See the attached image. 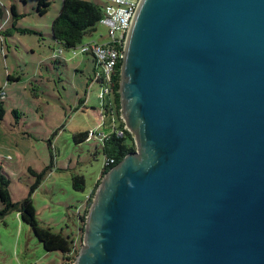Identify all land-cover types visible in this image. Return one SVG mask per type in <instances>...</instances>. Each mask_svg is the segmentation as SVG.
Masks as SVG:
<instances>
[{"label": "water", "instance_id": "95a60500", "mask_svg": "<svg viewBox=\"0 0 264 264\" xmlns=\"http://www.w3.org/2000/svg\"><path fill=\"white\" fill-rule=\"evenodd\" d=\"M119 93L74 264H264V0H142Z\"/></svg>", "mask_w": 264, "mask_h": 264}, {"label": "rangeland", "instance_id": "374dc122", "mask_svg": "<svg viewBox=\"0 0 264 264\" xmlns=\"http://www.w3.org/2000/svg\"><path fill=\"white\" fill-rule=\"evenodd\" d=\"M39 1L0 0V91L5 109L0 121V173L9 180L14 202L31 195L40 224L73 239L74 257L83 245L86 221L80 217L88 215L87 200L102 181L105 164L99 141L76 143L74 135L108 134L113 116L102 125L93 58L64 48L58 57L62 46L54 41L51 27L62 0H44L50 3L45 15L36 11ZM2 4L8 9L15 6L20 17H12L1 29L6 20ZM106 37V26L98 23L83 42H102ZM75 176L84 178L83 191L74 188ZM63 257L47 252L18 212L0 219V264H65Z\"/></svg>", "mask_w": 264, "mask_h": 264}, {"label": "trees", "instance_id": "16d2710c", "mask_svg": "<svg viewBox=\"0 0 264 264\" xmlns=\"http://www.w3.org/2000/svg\"><path fill=\"white\" fill-rule=\"evenodd\" d=\"M49 7L50 3L40 0L37 4L36 11L39 15H45L48 12ZM102 12L103 9L101 5L94 0H62V8L54 19L51 27L54 41L62 46V50L64 48L71 51L72 48L83 42L85 35L96 30V26L100 23L102 18ZM11 14L16 20L20 17L15 6L11 7ZM121 66L122 60H120V63L111 75L110 94L108 96L110 101L104 105V110L107 111L108 114L105 115L103 126H106L107 117L111 116L110 113L112 111L117 118L120 114L121 103L119 90ZM8 79L15 80L16 78L8 76ZM3 97L4 94L0 91V121L3 120L5 115L4 104L2 102ZM80 104L83 105L84 101H81ZM13 113L16 117L18 116L17 111H14ZM88 133L89 132H81L74 135L76 143L87 141ZM100 143L102 153L105 156V161L110 159L114 161V163H111L109 166L104 164L101 179L128 153L133 152L136 149L133 134L129 131H125L124 135L120 137L115 130H112L111 124L110 132ZM73 180V185L76 190L83 191L85 189V180L82 176H75L73 177ZM100 183L101 180L98 181L94 193H92V196L87 200L85 213H88L87 210H89V207L91 206ZM8 185V178L0 173V202L3 205V208L0 211V217H4L13 211L18 212L22 221L32 228L36 238L47 252H60L64 256L63 259L66 261L65 264H74L76 255L73 257V254L76 249L74 248L73 239L63 233H54L50 228L42 226L38 221L31 195L21 202H14L11 198ZM86 216L83 215V217H80V220L86 221Z\"/></svg>", "mask_w": 264, "mask_h": 264}, {"label": "built area", "instance_id": "2783aa9c", "mask_svg": "<svg viewBox=\"0 0 264 264\" xmlns=\"http://www.w3.org/2000/svg\"><path fill=\"white\" fill-rule=\"evenodd\" d=\"M101 5L103 12L100 23L107 28V37L105 41L91 40L89 43L82 42L74 48L72 52L74 55L82 53L89 55L93 58L97 68L95 70L94 81L100 87L98 94L99 99V109L102 111L101 121L104 124L105 115L107 111L104 110V105H106L110 99L108 96L110 94V82L111 75L115 71L120 60L123 61L125 49L129 40L130 31L137 14L138 8L142 0H97ZM2 7L5 11V23L1 27L4 28L12 18L11 9L6 8L4 4ZM63 50L59 49V55L62 54ZM121 76V73H120ZM112 118V130L117 132L118 136H123L125 131H129L125 124L124 117L122 115V110L120 109V114L118 118H114L113 111L110 113ZM107 134L100 133L97 131H90L88 133L89 139H96L101 142L106 137ZM113 164V160H106L105 165L109 166Z\"/></svg>", "mask_w": 264, "mask_h": 264}, {"label": "crops", "instance_id": "0c3cea01", "mask_svg": "<svg viewBox=\"0 0 264 264\" xmlns=\"http://www.w3.org/2000/svg\"><path fill=\"white\" fill-rule=\"evenodd\" d=\"M7 8V7H6ZM11 9V8H10ZM17 11V10H16ZM18 13V12H17ZM93 110H95V108H93Z\"/></svg>", "mask_w": 264, "mask_h": 264}, {"label": "flooded vegetation", "instance_id": "af4514ba", "mask_svg": "<svg viewBox=\"0 0 264 264\" xmlns=\"http://www.w3.org/2000/svg\"><path fill=\"white\" fill-rule=\"evenodd\" d=\"M78 253V252H77Z\"/></svg>", "mask_w": 264, "mask_h": 264}]
</instances>
